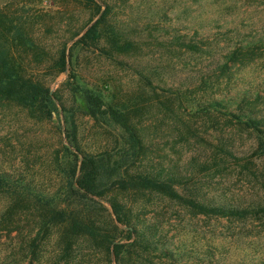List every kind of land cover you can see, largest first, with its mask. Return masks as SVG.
I'll return each mask as SVG.
<instances>
[{"label":"rangeland","instance_id":"rangeland-1","mask_svg":"<svg viewBox=\"0 0 264 264\" xmlns=\"http://www.w3.org/2000/svg\"><path fill=\"white\" fill-rule=\"evenodd\" d=\"M99 3L110 7V22L138 50L109 58L99 50L76 47L67 72L58 74L52 65L58 49L65 43L69 55L74 42L97 19L94 11L68 0H0V12L26 23L27 33L47 53L45 61L38 63L17 52L26 74L43 82L51 94L57 93L66 109L74 107L64 85L71 70L81 84L114 103L138 104L136 121L148 149L136 169L166 168L181 178L176 185L179 193L242 204L258 201L255 166L263 168L264 158L253 156V133L230 123L215 108L207 112L203 105L224 100L235 113L247 106L264 115V0ZM176 38L201 45L203 53L182 50ZM248 45L254 46L253 52L240 61L225 59L227 53ZM74 121L83 152H108L117 158L121 131L78 110ZM66 133L63 119L36 121L18 106L4 105L0 108V173L16 186L29 188V200L39 196L62 200ZM15 192L21 196L24 189ZM9 203L8 197L0 195V216ZM16 208L8 222L1 223L0 218V264L5 257L7 264H29L28 235L32 238L36 233L33 212H26L27 204ZM134 213L138 224L158 241V250L146 253L149 264H264V219L237 222L192 216L156 196L144 207L135 203ZM43 236L36 257L40 256L41 264H57L56 228ZM164 251L170 253L165 256ZM73 264L108 262L103 253L82 241Z\"/></svg>","mask_w":264,"mask_h":264},{"label":"trees","instance_id":"trees-1","mask_svg":"<svg viewBox=\"0 0 264 264\" xmlns=\"http://www.w3.org/2000/svg\"><path fill=\"white\" fill-rule=\"evenodd\" d=\"M68 1L92 9L97 19L74 42L68 50L69 55L65 43L58 49L57 56L52 61L58 74L67 72L66 67L76 47L96 49L109 58L138 50L110 22L111 9L108 5L100 4V0ZM13 17L7 12H0V108L13 104L25 110L31 119H63L67 127L66 145L63 146L66 168L62 200H58L57 196H39L29 200V188L16 186L17 183H12L9 176L0 173V195L11 200L9 207L0 216L1 223L8 222L16 207L21 204L28 205L26 212H33L36 233L32 238L31 234L28 235L30 240L26 258H30L29 264L33 261L41 264L40 256L36 257L37 250L43 245V235L53 228H56L57 252L53 255L57 264H73L82 241L90 249L103 253L108 264H149L146 253L156 252L158 241L138 224L134 204L141 202L144 207V203L150 202L155 196L186 209L192 216L237 222L264 219V167L255 166L260 194L258 201L247 204L181 194L176 188L181 178L163 167L155 172L137 170V163L143 161L148 149L140 122L136 121L140 113L136 106L138 104L114 103L113 99L103 93L81 84L78 76L71 70L64 85L70 92L74 107L66 109L57 93L51 94L43 82L28 76L21 67L17 52L30 55L38 63L45 61L47 53L27 33L26 23ZM78 36L79 33L74 35ZM176 44L184 51L203 53L202 46L197 43L176 38ZM253 47H238L227 53L225 59L236 63L240 61V57L252 53L250 48ZM203 108L207 112L215 108L213 110L219 111L230 123L251 131L256 142L253 156L264 158V115L256 114L253 108L247 106L239 107L238 113H235L229 110L224 100L216 99L203 105ZM75 110L94 122L121 131L122 149L116 154V159L108 152L92 155L82 151L77 141ZM16 189H24L21 196L15 192ZM101 212L106 213L108 221L104 220ZM164 253L166 256L170 252ZM7 261L5 257L1 263L7 264Z\"/></svg>","mask_w":264,"mask_h":264}]
</instances>
